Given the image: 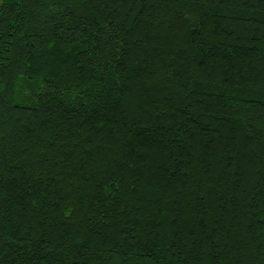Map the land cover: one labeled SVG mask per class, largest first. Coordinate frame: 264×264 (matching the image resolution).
<instances>
[{
    "label": "trees",
    "instance_id": "obj_1",
    "mask_svg": "<svg viewBox=\"0 0 264 264\" xmlns=\"http://www.w3.org/2000/svg\"><path fill=\"white\" fill-rule=\"evenodd\" d=\"M0 264H264V0H0Z\"/></svg>",
    "mask_w": 264,
    "mask_h": 264
}]
</instances>
